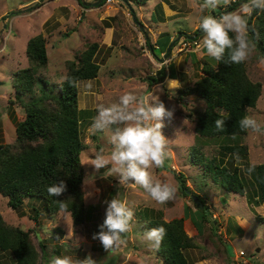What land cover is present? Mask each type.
I'll return each instance as SVG.
<instances>
[{
    "label": "rangeland",
    "instance_id": "1",
    "mask_svg": "<svg viewBox=\"0 0 264 264\" xmlns=\"http://www.w3.org/2000/svg\"><path fill=\"white\" fill-rule=\"evenodd\" d=\"M101 1L0 0V81L3 83L0 86V144L14 142L16 125L25 116L20 107L10 108L8 101L13 96L12 74L30 66L26 56L28 41L37 35L46 39L49 65L43 75L57 86L66 78L67 62L88 44L99 42L102 48L98 56L102 65L100 75L78 84L79 108L90 110L94 117L100 104L117 103L119 97L128 92L138 97L150 96L153 101L160 99L169 108L175 106L174 118L165 119L162 130L167 137L165 166L149 171L154 182L176 187V196L165 204H158L142 187L134 183L119 186L115 177L106 175L107 169L96 172L91 161L101 150L106 156L111 152L108 142L111 131L93 133L92 117L83 123L81 135L86 147L82 154L85 202L88 208H96L94 219L80 227H75L66 213L52 220L44 214L43 205L36 198L27 200L20 213L13 211L8 199L1 195L0 215L12 226L35 230L33 241L38 251H41L39 241L45 239L48 253L40 264H51V259L57 256L71 257L73 264H78L89 255L97 264H159L155 249L145 241L142 225L135 219L141 207L163 210L168 220L186 217L185 231L199 244V249L187 253L194 264H264V222L259 220L264 218V204L252 202L251 198L257 196L258 191L252 173L249 175L246 171L251 165L264 164V135L248 130L243 139L249 150L247 164L243 165L242 160L237 164L235 158L230 159L231 164L241 166V174L248 183L245 196L223 190L212 176H204L202 167L192 165L190 159L193 147L208 158L219 156L215 141L198 145L195 122L190 117L192 113L204 111L205 103L196 95L181 97V90L192 87L201 78L205 62L215 64L206 50L195 51V42L199 44L203 39V35L198 39L195 36L203 0H151L142 7L126 0H109L99 7ZM236 1V10H230ZM245 2L232 0L230 6L210 9L204 14L219 17L228 12H240ZM38 4H41L39 8ZM107 22L111 28L106 27ZM171 37L174 39L170 40ZM156 38H160L161 51H157ZM170 50L168 56L166 53ZM258 54L254 47L245 61L250 79L262 84V95L256 108L248 110V116L264 125V64L260 63L263 58ZM162 67L168 68L166 80L175 79L180 83L174 93L167 90L166 80L154 86L147 81ZM180 174L189 190L199 194L209 208L207 223L202 222L192 198L183 195L178 180ZM114 197L127 202L134 211V219L125 237L126 243L115 252L106 253L92 236L105 218L104 201ZM34 208L39 209V223L32 219L36 215ZM56 229L63 235L59 236Z\"/></svg>",
    "mask_w": 264,
    "mask_h": 264
},
{
    "label": "trees",
    "instance_id": "2",
    "mask_svg": "<svg viewBox=\"0 0 264 264\" xmlns=\"http://www.w3.org/2000/svg\"><path fill=\"white\" fill-rule=\"evenodd\" d=\"M107 1L102 0L98 6ZM126 1L142 7L151 0ZM237 5L238 2H234L230 10L235 11ZM40 6L38 4L37 8ZM247 20L249 40L264 59V12L254 11ZM106 25L111 28L108 22ZM145 34L148 39V32ZM201 35L203 32L198 28L195 36L198 39ZM101 50L99 42L88 44L84 51L67 62V79L57 86L43 75L49 65L46 39L37 35L28 41L26 56L30 66L12 74L13 96L8 101L9 107L23 109L25 116L16 125L14 142L0 144V195L8 199V206L13 211L21 213L25 202L36 198L41 201L44 214L52 220L60 213H66L71 216L73 225L80 227L94 219L92 215L96 208H88L85 202L82 154L86 147L81 135L83 123L93 114L79 108L78 84L99 77L102 65L98 56ZM228 61L226 51L223 60H215L214 65L205 62L201 78L192 87L181 90V97L196 95L205 103L204 111L190 114L195 122L198 145L205 146L206 141H215L219 146V156L213 158L193 147L190 154L192 165L202 167L204 176H212L226 192L245 196L248 195V183L241 174V166L231 164L230 159L238 154L242 164H247L249 150L243 139L248 130L242 131L239 121L248 115L249 109L256 108L262 95V84L250 79L245 62L234 64ZM167 78L168 68L162 67L147 81L154 86ZM68 79H74L77 86H70ZM221 109L224 116L218 114ZM218 118L226 120L223 132L215 128L214 121ZM252 179L258 192L251 200L264 204V164L255 166ZM59 180L66 182L68 191L60 198L50 197L47 188ZM178 180L183 195L187 197L184 176L180 174ZM196 195L204 204V210L198 208L202 222L207 223L210 221L209 208L202 197ZM60 202L66 205V211L60 209ZM33 210L36 215L32 219L39 223V209ZM165 218L163 210L150 207H141L135 214L143 234L160 226L166 229L161 246L154 250L159 264H194L187 253L199 249V244L185 231L186 217ZM259 220L264 222V218ZM196 228L200 234V229ZM55 231L59 236L63 235L61 230ZM34 234H37L35 230L26 231L12 226L0 215V264H40L48 253V245L45 239L40 240L41 251H38L33 241Z\"/></svg>",
    "mask_w": 264,
    "mask_h": 264
},
{
    "label": "clouds",
    "instance_id": "3",
    "mask_svg": "<svg viewBox=\"0 0 264 264\" xmlns=\"http://www.w3.org/2000/svg\"><path fill=\"white\" fill-rule=\"evenodd\" d=\"M232 0H203L199 6L201 13L199 28L203 32V39L197 44L195 51L202 49L217 61H221L227 51L230 63L241 64L247 61L254 50V45L248 37V20L254 11L264 12V0H246L241 5L240 12H228L216 17L206 13L218 7H228ZM233 34V35H230ZM264 64V59H261ZM67 79V78H66ZM70 86H77L74 79H68ZM167 90L173 92L180 87L179 81L168 79L165 81ZM163 89V86H158ZM171 96L169 98L171 99ZM175 106L169 108L160 99L153 101L150 96L138 97L128 92L121 95L117 103L97 107V114L92 118L91 131H111L109 144L111 152L106 156L101 150L91 161L96 172L107 169V176L115 177L119 186L134 183L142 187L158 204H165L173 200L177 188L168 184L154 182L152 168H163L167 160V137L163 133L164 121L174 118ZM224 116L223 110H218ZM225 119H216L215 128L218 132L225 130ZM239 125L242 131L251 130L264 135V125L255 118L245 115ZM235 138V136H233ZM237 164L241 158L234 154ZM255 170V165L247 168V174ZM68 191L64 180H59L47 188L50 197L60 198ZM107 205L105 218L100 224L99 231L92 236L98 240L106 253L115 252L126 243V234L132 228L134 211L126 201L114 197L105 200ZM60 209L66 211V205L60 202ZM166 235L163 226L151 228L144 233V239L151 248L159 249ZM51 264H73L71 257L57 256L51 259ZM78 264H97L89 255Z\"/></svg>",
    "mask_w": 264,
    "mask_h": 264
},
{
    "label": "water",
    "instance_id": "4",
    "mask_svg": "<svg viewBox=\"0 0 264 264\" xmlns=\"http://www.w3.org/2000/svg\"><path fill=\"white\" fill-rule=\"evenodd\" d=\"M134 20L137 21L136 17L134 16ZM142 30L144 31L143 27ZM182 37V34H179L178 39ZM190 39L192 40V38L190 37ZM169 53V52H168ZM3 85V83L0 81V86ZM184 192L190 196L194 202V204L200 209V210H204V204L202 203V201L200 200V198L196 195L193 194L191 190H189L188 188L184 189Z\"/></svg>",
    "mask_w": 264,
    "mask_h": 264
},
{
    "label": "crops",
    "instance_id": "5",
    "mask_svg": "<svg viewBox=\"0 0 264 264\" xmlns=\"http://www.w3.org/2000/svg\"><path fill=\"white\" fill-rule=\"evenodd\" d=\"M173 39H174L173 37H171V38H170V40H173ZM159 42H160V38H159V39H158V38H156V43H157V44H159ZM156 48H157V51H158V50H159V51H161L158 45H157V47H156ZM161 53H162V54H164V53H165V51H164V52L162 51ZM166 54L169 56V53H166Z\"/></svg>",
    "mask_w": 264,
    "mask_h": 264
},
{
    "label": "built area",
    "instance_id": "6",
    "mask_svg": "<svg viewBox=\"0 0 264 264\" xmlns=\"http://www.w3.org/2000/svg\"><path fill=\"white\" fill-rule=\"evenodd\" d=\"M109 1V0H108ZM195 46H197V42H195Z\"/></svg>",
    "mask_w": 264,
    "mask_h": 264
}]
</instances>
